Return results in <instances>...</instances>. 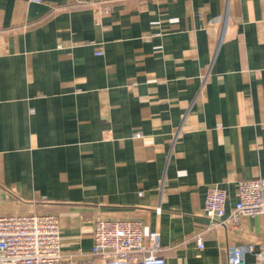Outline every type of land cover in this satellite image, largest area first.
<instances>
[{
	"label": "crops",
	"instance_id": "0c3cea01",
	"mask_svg": "<svg viewBox=\"0 0 264 264\" xmlns=\"http://www.w3.org/2000/svg\"><path fill=\"white\" fill-rule=\"evenodd\" d=\"M256 176L264 0H0V213L57 214L63 253L94 264L100 218L140 220L146 247L158 229L166 264L248 243L254 262L264 215L208 228L204 205L225 188L229 218Z\"/></svg>",
	"mask_w": 264,
	"mask_h": 264
},
{
	"label": "built area",
	"instance_id": "2783aa9c",
	"mask_svg": "<svg viewBox=\"0 0 264 264\" xmlns=\"http://www.w3.org/2000/svg\"><path fill=\"white\" fill-rule=\"evenodd\" d=\"M228 23L225 18L220 21L217 44L227 35ZM102 53V50L96 51V54ZM237 197L232 214L225 218L226 189L217 184L208 187L204 205L208 228L237 223L242 215H264V176L239 180ZM143 234V223L138 219L100 218L94 223L92 253L104 264H166L159 253V230L149 232L148 247L143 243ZM197 244L204 248L203 234L197 236ZM229 249V264H264V250L254 262L246 261V253L253 250L251 243L231 245ZM0 264H94V261L63 253L57 214L0 213Z\"/></svg>",
	"mask_w": 264,
	"mask_h": 264
}]
</instances>
